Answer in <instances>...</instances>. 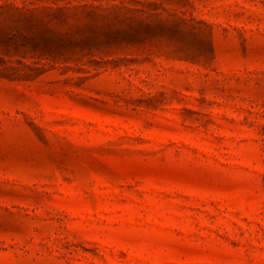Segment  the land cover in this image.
I'll return each mask as SVG.
<instances>
[{
	"label": "rangeland",
	"instance_id": "rangeland-1",
	"mask_svg": "<svg viewBox=\"0 0 264 264\" xmlns=\"http://www.w3.org/2000/svg\"><path fill=\"white\" fill-rule=\"evenodd\" d=\"M0 264H264V0H0Z\"/></svg>",
	"mask_w": 264,
	"mask_h": 264
}]
</instances>
